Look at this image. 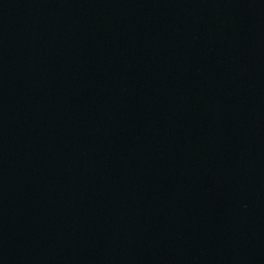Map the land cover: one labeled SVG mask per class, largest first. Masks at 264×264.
Returning <instances> with one entry per match:
<instances>
[{
    "label": "water",
    "instance_id": "1",
    "mask_svg": "<svg viewBox=\"0 0 264 264\" xmlns=\"http://www.w3.org/2000/svg\"><path fill=\"white\" fill-rule=\"evenodd\" d=\"M0 264H264V0H0Z\"/></svg>",
    "mask_w": 264,
    "mask_h": 264
}]
</instances>
